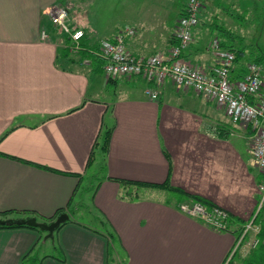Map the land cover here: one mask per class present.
<instances>
[{"label": "crops", "instance_id": "1", "mask_svg": "<svg viewBox=\"0 0 264 264\" xmlns=\"http://www.w3.org/2000/svg\"><path fill=\"white\" fill-rule=\"evenodd\" d=\"M185 3L0 0V212L11 210L13 218L29 212L37 220L60 209L69 213L53 238L26 227L0 230V264H25V257L40 264H226L234 231L257 208L251 130L233 121L226 108L169 81L152 99L151 85L140 77L107 79L93 53L125 26L136 30L126 39L134 55L166 53ZM62 4L74 5L71 20L84 29L78 53L69 52L46 13ZM100 5L120 13L124 25L100 33L104 28L92 22ZM111 20L117 21L113 15ZM212 37L207 28H194L185 61L207 72L216 67L208 49ZM246 65H235L233 79L243 76ZM108 129L103 152L101 136ZM95 163L97 184L84 186ZM168 176L171 185L206 198L242 224L215 230L179 211L165 190L117 181L162 183ZM90 190L100 229L74 219Z\"/></svg>", "mask_w": 264, "mask_h": 264}, {"label": "built area", "instance_id": "2", "mask_svg": "<svg viewBox=\"0 0 264 264\" xmlns=\"http://www.w3.org/2000/svg\"><path fill=\"white\" fill-rule=\"evenodd\" d=\"M200 0H186L183 14L179 17L174 39L175 43L166 53L148 56L134 55L126 45V39L135 35L134 28L125 26L111 39L101 40L93 52L102 62L103 73L107 79L120 77H140L151 85L148 94L157 99L159 88L169 81L178 88L193 90L198 95L214 101L228 110L233 121L250 129L249 140L253 143V162L261 176L258 184V201L255 213L245 225L238 240L252 233L249 245L254 248L259 239L256 234L260 227L253 223L256 213L264 206V97L263 66L257 62H248L246 71L239 79H233L235 53L224 50L215 40L210 44L218 65L207 72L200 67L187 63L182 54L192 41L193 29L200 26ZM56 33L67 37L66 47L70 52L78 53L82 47L84 31L68 21V11L62 5H53L46 10ZM42 38L48 37L45 30ZM179 211L202 220L215 230L227 231L229 213L220 206L207 208L200 202H181Z\"/></svg>", "mask_w": 264, "mask_h": 264}, {"label": "rangeland", "instance_id": "3", "mask_svg": "<svg viewBox=\"0 0 264 264\" xmlns=\"http://www.w3.org/2000/svg\"><path fill=\"white\" fill-rule=\"evenodd\" d=\"M219 1H221V3L225 7H228L227 11H223V9L216 7L215 4H217ZM208 5H209L208 6L209 11L207 10L208 17H210L211 15H214V14L216 16H218L219 17L218 19L220 20L219 21L220 24L226 26V28L230 29L233 34H236L237 36H240V38H242V44L244 45V47L246 48L247 51L249 50V52H250V50L252 51V50H254L253 48H255L256 51L254 53H256V54H258L259 52L264 53V12L262 9V7L264 6V0H213ZM253 5H254V7H253ZM62 6L67 8L68 21L72 25H75L76 27L80 28L79 24L77 22L71 20V13L73 12V8H75L74 5H71V7H70V5L62 4ZM108 8H110V6H105V5L101 6L100 5L96 9V11H100L101 13L96 12V14L94 13L92 16L93 24H96L97 26H99V27L101 26L102 28H104V29H101L100 33H106L108 31H110L111 29H113V26L116 23L119 26L124 25L123 24L124 22H120V20H119L120 13L119 14L117 13V15L113 14V13H111V11ZM245 8L248 9V12H246V13L244 12ZM120 11H121V8L117 12H120ZM69 13H70V16H69ZM239 14H240V16L243 17V19L238 17ZM112 15L115 16V19L117 21L111 20ZM235 16L239 19H236ZM208 21H210V19H208ZM80 29H82V28H80ZM82 30L84 31V29H82ZM56 34L59 37H61L60 39L65 37V40L62 39V42H63V44L68 45V42H67L68 40H67V37L65 35L58 34V33H56ZM212 36L213 37L209 41V44H211L215 40L219 44L220 41L214 35H212ZM235 44H239V43L236 42ZM208 47L210 48V45H208ZM222 48L224 50H230L229 48H225V47H222ZM72 53H74V52H72ZM262 66H263V88H264V62L262 63ZM238 141H240L243 146L245 145V143H242L243 140L242 141L238 140ZM249 143H250L249 148L251 151H253V143L251 141H249ZM96 155H97V157L100 155V150L97 151ZM98 176H99L98 166L95 163L86 172V176L84 178V186L88 185L89 187L92 188V186L97 184ZM257 184H259V183H257ZM136 190H138V191H136L138 193L143 191V189H141V188H137ZM257 191H258V188H257ZM92 194H93V190H90L87 193V195L85 196V199L87 201L86 202L84 201V205L80 208V212L74 214V219H75V221L80 222L82 224H85L89 227H92L95 229H100V222L98 220V216L101 217V214L98 213V211H96L95 208L93 207V205L91 204ZM165 194H166V192H165ZM64 213L67 214V212H64ZM67 215L69 217V213ZM252 235H253L252 233H249L248 234L249 239L239 246L238 254L240 255V259H238V257L235 256L233 259V262L229 263V264H243V262H242L243 257H245L251 249L249 242H250ZM45 242H51V239H48V241H45ZM46 244H47L46 245V252L51 253V251H53V248L51 247L50 243H46ZM238 245H239V242H237L235 244V246L231 252V255H232L234 249ZM42 251H44L43 247L41 248L40 252H42ZM226 264H227V262H226Z\"/></svg>", "mask_w": 264, "mask_h": 264}, {"label": "trees", "instance_id": "4", "mask_svg": "<svg viewBox=\"0 0 264 264\" xmlns=\"http://www.w3.org/2000/svg\"><path fill=\"white\" fill-rule=\"evenodd\" d=\"M211 1H213V0H200V3H201L200 26L207 28L212 33V35H214L220 41L219 45L221 47L229 48L231 51H233L235 53V65L236 66L244 67L245 64L248 62H257L259 64H262L264 62V53H262V52H259L258 54L254 53L256 51L255 48H253L254 50H252V51L250 50V52H249V50L247 51L246 48L244 47V45L242 44V38H240V36H237L236 34H233L230 29L226 28V26L220 24L219 23L220 20L218 19L219 18L218 16H216L214 14V15L210 16L211 18L208 17V14H207V10L209 9L208 4ZM215 5H216V7L223 9V11L228 10V7H225L221 3V1H219ZM253 7H254V5H253ZM262 9L264 12V6L262 7ZM244 12L245 13L248 12V9L245 8ZM182 14H183V12H182ZM238 17L243 19V17L240 16V14ZM208 19H210V21H208ZM236 19H239V18L236 17ZM236 42H238L239 44H235ZM173 43H175V41ZM110 137H111V130L110 129H108L102 133L100 145H101V149L103 150V152H106L108 149ZM89 162H91V156L89 158L88 164H89ZM117 181H119L122 185L127 186V187L134 185V186H145V187H151V188L165 190L169 194L170 200L172 202H174L176 205L181 203V202L193 201V202H200L203 205H205L207 208H211L212 206H215L209 200H207L206 198H204L198 194L189 193L180 187H176V186L171 185L170 180H169V176L166 179V181H164L162 183H149V182H140V181H132V180H120V179H117ZM260 182H261V176H260V174H257V183H260ZM63 212H64V209H60L53 216H51L49 218L38 216L39 217L38 220L40 222H51L59 214H61ZM13 213L14 212L11 210L0 212V219H2V220L20 219V218H16V217L13 218L12 217V215H14ZM26 215H27L26 218H29L31 216H35L36 214L27 212ZM67 221H69V219H67ZM231 222L242 224L241 219L238 217H235L233 215L229 216L228 226H229V223H231ZM64 223L60 224L57 229H59ZM253 223L260 227L259 232L256 234V237L259 239V243L254 248L250 249L248 254L245 257H243L242 262H243V264H264V206H262L259 209V211L256 213V216L254 218ZM22 227L36 229V230L44 233V231H42L40 228L34 227V226H29L27 224H17L15 222L0 224V230L22 228ZM243 229H244V227L242 228V226H240V228L237 231H234V234H235L234 246L238 242V240H239V238L243 232ZM248 239H249V236H245L241 240L239 245L234 249L232 255L227 258L228 259L227 264L232 263L235 256L238 257V259H240V255L238 254V248L241 244L246 242ZM110 255H109V258H110ZM56 257L61 261L64 260L63 255L56 256ZM110 261L111 260L109 259L108 264H110L109 263ZM24 263L25 264H40L41 260L35 259V258L25 257Z\"/></svg>", "mask_w": 264, "mask_h": 264}, {"label": "water", "instance_id": "5", "mask_svg": "<svg viewBox=\"0 0 264 264\" xmlns=\"http://www.w3.org/2000/svg\"><path fill=\"white\" fill-rule=\"evenodd\" d=\"M68 219V215L66 213L59 214L53 221L51 222H40L35 217L29 218H20V219H0V224L4 223H17V224H27L29 226H34L40 228L42 231L46 232L45 237L53 238L54 231L59 227L60 224L66 222Z\"/></svg>", "mask_w": 264, "mask_h": 264}]
</instances>
